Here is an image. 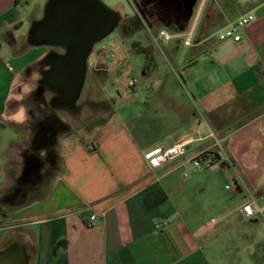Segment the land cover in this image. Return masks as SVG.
<instances>
[{
	"label": "crops",
	"instance_id": "0c3cea01",
	"mask_svg": "<svg viewBox=\"0 0 264 264\" xmlns=\"http://www.w3.org/2000/svg\"><path fill=\"white\" fill-rule=\"evenodd\" d=\"M49 1L0 0V196L30 163L51 172L41 196L15 194L0 242L23 236L35 244V264H264V213L241 212L251 196L264 206V0H197L191 15V0H177V28L146 13L148 43L128 49L111 38L127 62L86 76L73 108L47 110L30 84L52 45L29 32ZM136 1L144 3H106L131 19ZM249 12L255 19L239 41H218V30ZM148 26H194L193 43L156 46ZM91 101L109 107H86ZM51 116L57 127L38 142ZM179 141L185 154L153 163V150ZM202 153L211 166L193 165ZM42 181L22 183L36 190Z\"/></svg>",
	"mask_w": 264,
	"mask_h": 264
},
{
	"label": "water",
	"instance_id": "95a60500",
	"mask_svg": "<svg viewBox=\"0 0 264 264\" xmlns=\"http://www.w3.org/2000/svg\"><path fill=\"white\" fill-rule=\"evenodd\" d=\"M197 0H191L190 15ZM122 20L103 0H50L43 18L30 29L35 44L59 45L65 53L52 57L49 80L59 105L74 107L87 74V58L94 45L109 36ZM26 240L10 234L0 242V264H30Z\"/></svg>",
	"mask_w": 264,
	"mask_h": 264
},
{
	"label": "built area",
	"instance_id": "2783aa9c",
	"mask_svg": "<svg viewBox=\"0 0 264 264\" xmlns=\"http://www.w3.org/2000/svg\"><path fill=\"white\" fill-rule=\"evenodd\" d=\"M254 19L255 15L251 12L240 16L221 29V31L217 34L218 41H224L228 39L239 41L241 39L242 30ZM148 32L153 43L159 47L164 42L170 41L177 37L183 38L186 45H191L194 38V26H191L185 31H177L169 28H153L148 26ZM127 60L128 56L124 46L118 41L109 40L98 51L93 61L91 60L89 62V65H92L93 69L96 71H109L122 66L127 62ZM137 81L138 80L136 78H131L129 80V86L135 87ZM185 145V141H179L167 147L157 148L150 153L149 157L152 159L153 163L155 161L156 165H161L173 158L185 154ZM212 162V158L206 153L199 154L192 159V163L196 167H208L211 166ZM241 212L245 217L249 218L257 212L263 214L264 206L258 203V200L255 196H251L242 204ZM95 218V215L91 216V220H95ZM89 225H91L90 222Z\"/></svg>",
	"mask_w": 264,
	"mask_h": 264
},
{
	"label": "rangeland",
	"instance_id": "374dc122",
	"mask_svg": "<svg viewBox=\"0 0 264 264\" xmlns=\"http://www.w3.org/2000/svg\"><path fill=\"white\" fill-rule=\"evenodd\" d=\"M107 3H114V0H106ZM129 7V5H127ZM154 23H156L158 20H156V18H154L152 20ZM131 23V24H129ZM134 24V28H138L137 30H135L134 32H129L127 31V29H130V27H132ZM130 21V19H122L118 25V27L109 35L107 36L105 39L101 40L100 42H98L95 45V48L93 50V54L91 55V60L93 61L95 55L98 53V51L102 48L103 45H105L107 43V41H109L111 38L114 37H119L122 42L124 43L125 47L128 49L136 48V47H141L139 44H146L149 42L148 37L145 33V30H143V28L138 27L137 23H133ZM132 25V26H130ZM130 26V27H129ZM158 27V26H157ZM142 29V30H141ZM221 31L218 30V33ZM217 33V34H218ZM139 42V43H136ZM146 50H149V48H146ZM90 60V61H91ZM100 72H106L103 70H94L92 65L88 67V71H87V78H89L91 75L94 76H98L100 74ZM35 83H31L30 87L34 88ZM28 104L30 106H32L34 99L29 98V100L27 101ZM91 107L92 109H99L101 107H109V103H105V102H94L91 101L89 104H86V107ZM50 106L46 105L45 109L49 110ZM41 112V110H40ZM42 115L39 114L37 115V118H42ZM36 119V118H35ZM34 127V126H33ZM232 134L234 136H237L239 133V131H233ZM252 148V145H251ZM22 165V164H21ZM43 174V183H41V186H39L36 190H33L31 188H28L27 185H25L24 183H22V181L19 179V175L14 176V182L13 185L8 188L5 193L3 195L0 196V219L5 220L6 218L3 216L4 214H10L12 212V210L19 205V200H18V195L16 196L15 194L17 192H26L27 195H25L24 199H33L35 197H39L41 196L45 191H46V187H47V183L49 181V178L51 177V172L48 171L47 168H44L42 171ZM28 252L29 254L32 255L31 260H30V264H35V244L28 242Z\"/></svg>",
	"mask_w": 264,
	"mask_h": 264
},
{
	"label": "flooded vegetation",
	"instance_id": "af4514ba",
	"mask_svg": "<svg viewBox=\"0 0 264 264\" xmlns=\"http://www.w3.org/2000/svg\"><path fill=\"white\" fill-rule=\"evenodd\" d=\"M143 4L148 11L147 13H149V15L153 17V19L156 18V20H158L157 22L163 23L168 27L177 28V0H144ZM95 45L87 58V71ZM51 49V53L47 59L48 66L42 68L38 73V78L32 82L35 83V86L34 88H32L31 94L34 97H38L40 100H44L46 102V105L48 106H53L55 108H73L59 105V95L52 89L49 80V70L51 69L52 57H54L55 54L65 53V48L59 45H52ZM46 98H49L48 102L46 101ZM57 123L58 122L53 116L47 117L45 120H43L40 124V132L38 134L39 137L37 138L38 142L44 141L46 139L45 131L48 128L55 129L57 127ZM43 164L44 163L42 162L30 163L24 175L22 176L21 181L41 180L43 178V174L41 171Z\"/></svg>",
	"mask_w": 264,
	"mask_h": 264
},
{
	"label": "trees",
	"instance_id": "16d2710c",
	"mask_svg": "<svg viewBox=\"0 0 264 264\" xmlns=\"http://www.w3.org/2000/svg\"><path fill=\"white\" fill-rule=\"evenodd\" d=\"M135 4L137 6L139 14H137L133 18H131L130 21L132 22V24L133 23H137L138 27H140V28L142 27L143 28L145 23H150V20L146 16L147 11H146V8L143 6V4L138 2V1H136ZM129 24H131V23H129ZM130 26H132V25H130ZM137 29L138 28H134V24H133V26L130 27V29H127V31L130 30L129 32H134Z\"/></svg>",
	"mask_w": 264,
	"mask_h": 264
},
{
	"label": "clouds",
	"instance_id": "9594fccd",
	"mask_svg": "<svg viewBox=\"0 0 264 264\" xmlns=\"http://www.w3.org/2000/svg\"><path fill=\"white\" fill-rule=\"evenodd\" d=\"M11 119L16 121L17 123H23L24 119H25V110H24V108L21 107L18 112L14 113L11 116Z\"/></svg>",
	"mask_w": 264,
	"mask_h": 264
},
{
	"label": "snow or ice",
	"instance_id": "6c2138e0",
	"mask_svg": "<svg viewBox=\"0 0 264 264\" xmlns=\"http://www.w3.org/2000/svg\"><path fill=\"white\" fill-rule=\"evenodd\" d=\"M154 163H156V162L154 161Z\"/></svg>",
	"mask_w": 264,
	"mask_h": 264
}]
</instances>
